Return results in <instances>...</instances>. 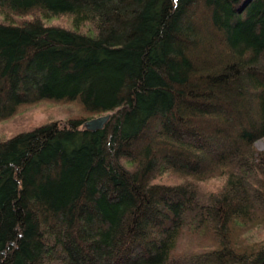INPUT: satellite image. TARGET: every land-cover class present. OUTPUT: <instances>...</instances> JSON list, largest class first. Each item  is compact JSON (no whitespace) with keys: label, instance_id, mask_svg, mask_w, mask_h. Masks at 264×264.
Returning <instances> with one entry per match:
<instances>
[{"label":"trees","instance_id":"obj_1","mask_svg":"<svg viewBox=\"0 0 264 264\" xmlns=\"http://www.w3.org/2000/svg\"><path fill=\"white\" fill-rule=\"evenodd\" d=\"M0 16V120L82 107L0 140V264H264L242 235L264 228V0H0Z\"/></svg>","mask_w":264,"mask_h":264},{"label":"rangeland","instance_id":"obj_2","mask_svg":"<svg viewBox=\"0 0 264 264\" xmlns=\"http://www.w3.org/2000/svg\"><path fill=\"white\" fill-rule=\"evenodd\" d=\"M2 18V16H0ZM47 23L61 25L66 28L71 27L70 17H55L46 20ZM89 26L84 25L81 31H87ZM210 48L205 45V49L213 55L218 61L220 57L218 50L212 48L215 46L213 43H208ZM82 112V107L78 102L61 103L57 101H40L32 105H26L21 108L14 116L7 118L5 120H0V140L9 138L21 131L29 130L35 126L45 124L50 121L60 122L65 124L67 120L73 118V116H79ZM108 114V113H103ZM100 114V115H103ZM96 115L85 120L98 117ZM253 149L255 153L264 152V137L256 140L253 143ZM217 184L220 183L222 179H215ZM247 242H254L264 238V228L262 226H257L251 229L245 230L242 234Z\"/></svg>","mask_w":264,"mask_h":264},{"label":"water","instance_id":"obj_3","mask_svg":"<svg viewBox=\"0 0 264 264\" xmlns=\"http://www.w3.org/2000/svg\"><path fill=\"white\" fill-rule=\"evenodd\" d=\"M112 113L103 114L98 117H94L88 120H85L81 124V129L88 131H97L102 129L106 123L109 122Z\"/></svg>","mask_w":264,"mask_h":264}]
</instances>
